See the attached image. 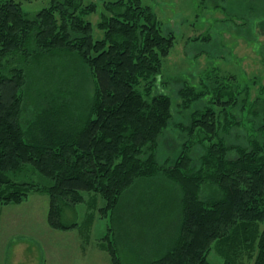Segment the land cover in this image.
<instances>
[{
    "label": "trees",
    "instance_id": "obj_1",
    "mask_svg": "<svg viewBox=\"0 0 264 264\" xmlns=\"http://www.w3.org/2000/svg\"><path fill=\"white\" fill-rule=\"evenodd\" d=\"M22 1L0 0V205L46 194L49 224L72 230L63 211L85 203L84 193L105 200L106 216L139 178L160 175L180 192L182 222L167 252L148 264H213L212 250L223 264H264V86L250 103V87L235 75L213 71L197 87L184 83L178 106L195 109L189 124L177 123L172 97L154 91L176 36L150 6L105 3L97 24L104 37L95 40L87 19L95 4L49 0L28 14ZM43 58L62 66L33 79ZM85 67L94 97L75 112L69 96ZM247 123L243 142L230 143ZM170 127L180 135L176 156L161 165L159 142ZM103 250L121 264L113 241Z\"/></svg>",
    "mask_w": 264,
    "mask_h": 264
},
{
    "label": "rangeland",
    "instance_id": "obj_2",
    "mask_svg": "<svg viewBox=\"0 0 264 264\" xmlns=\"http://www.w3.org/2000/svg\"><path fill=\"white\" fill-rule=\"evenodd\" d=\"M116 1L83 0L85 5L92 3L98 8L87 17L94 26L95 40L104 37L97 24L105 12V3ZM141 1L153 9L163 31L176 36L175 47L164 61L160 90L154 91L172 97L177 123L189 124L188 116L195 109L184 111L178 106L182 103L178 93L184 83L197 87L202 76L213 71L224 77L235 75L241 86L250 87V103L257 99L264 86V0ZM22 5L31 14L50 3L23 0ZM59 60L43 58L41 66L34 65L32 78L41 75L43 69L59 68ZM84 72L86 75L78 78V94L69 96V101L78 105L75 112L94 97L90 70L85 67ZM43 84L41 77L38 86ZM32 102L35 101L28 100V109ZM179 112H183L182 118L178 117ZM248 126L249 123L233 129L229 142L241 144L242 135L247 137L250 132ZM175 129L170 127L160 139L157 157L161 165L176 156L173 150L180 135ZM185 140L180 138L179 142ZM196 149L198 155L202 149ZM83 195L85 203L63 211V223L75 226L72 230H59L49 224L51 205L46 194L33 193L20 205H0V264H113L109 252L103 250L109 239L118 249L121 264H148L167 252L179 236L181 195L163 176L139 178L106 216L101 211L106 202L100 195ZM209 260L213 264L224 263L215 250L210 252Z\"/></svg>",
    "mask_w": 264,
    "mask_h": 264
},
{
    "label": "crops",
    "instance_id": "obj_3",
    "mask_svg": "<svg viewBox=\"0 0 264 264\" xmlns=\"http://www.w3.org/2000/svg\"><path fill=\"white\" fill-rule=\"evenodd\" d=\"M7 257H9V256H7ZM7 260H9V258H7Z\"/></svg>",
    "mask_w": 264,
    "mask_h": 264
}]
</instances>
